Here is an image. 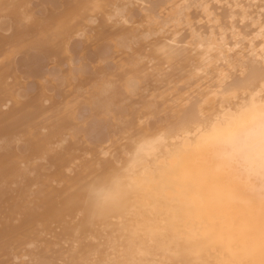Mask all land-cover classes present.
Wrapping results in <instances>:
<instances>
[{"label":"bare ground","instance_id":"obj_1","mask_svg":"<svg viewBox=\"0 0 264 264\" xmlns=\"http://www.w3.org/2000/svg\"><path fill=\"white\" fill-rule=\"evenodd\" d=\"M261 113L264 0H0V264H264V176L205 142Z\"/></svg>","mask_w":264,"mask_h":264},{"label":"clouds","instance_id":"obj_2","mask_svg":"<svg viewBox=\"0 0 264 264\" xmlns=\"http://www.w3.org/2000/svg\"><path fill=\"white\" fill-rule=\"evenodd\" d=\"M160 137L140 139L133 144V158L139 162L149 145ZM205 142L233 156L241 165L264 176V113L255 120L237 114L230 122L213 124L205 133ZM133 165L120 172H110L87 184L85 195L94 210L118 204L133 191Z\"/></svg>","mask_w":264,"mask_h":264}]
</instances>
